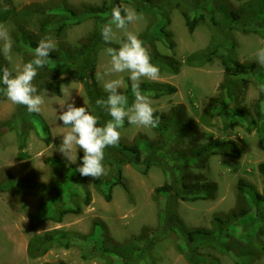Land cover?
Masks as SVG:
<instances>
[{"label": "rangeland", "instance_id": "rangeland-1", "mask_svg": "<svg viewBox=\"0 0 264 264\" xmlns=\"http://www.w3.org/2000/svg\"><path fill=\"white\" fill-rule=\"evenodd\" d=\"M64 1L74 8L81 5L97 6L102 2V0H12L11 5H13L15 12H21L27 6L56 5ZM248 1L250 0H223L232 8H239ZM152 2L155 4L154 6L160 4L157 0ZM216 2L221 4L222 0H216ZM124 6L132 8L131 5L126 3L122 4V7ZM157 6L154 9L168 16L170 20L166 30L171 33L174 47L169 49L163 40L157 39L155 40L156 49L162 57L172 62L179 71L174 74L163 70L155 81L142 78L141 85L166 83L176 88L174 94L163 95L158 99L148 98L154 113L159 112L169 115L173 109L180 108L181 114L178 112V115L175 116V122L179 125L187 124L190 136L173 133L170 137L167 136L170 139V141H167L166 138H159L151 127H137L125 121L123 127L119 129L121 134L119 143L130 145L136 140L137 136L142 135L149 142H155L143 144V155L148 153L152 147H158L159 144L162 154H169L176 158L181 154H190L191 151L206 142L228 140L235 142L243 150L239 160L221 156L202 157L203 161L200 167L192 166L186 169L190 178H199L198 184L208 182L214 185L212 188L215 190L213 199L194 202L178 201L177 204V213L185 228L213 230L216 227L215 219L225 220L232 212H237L242 206L243 199L237 190L239 181L251 185L257 193L262 194L264 178L258 173L257 166L264 163V149L260 148V137L255 131L249 133L245 126L241 125L228 127L231 120H237L233 115H226L223 118L216 117L211 121L209 127L201 123L200 117L205 109L215 105L223 72L219 59H214L210 63L197 67L188 66L186 58L197 52L205 51L214 36V32L206 23H200L190 34L176 9L168 5L161 8ZM190 6L193 9L196 8L195 3H191ZM0 11L2 10L0 9ZM149 19L148 15L143 14V19L129 24L127 31H131L139 37L148 26ZM35 21V18L24 17V13L21 12L16 18L0 22L8 28L13 44L11 62L0 56V70L7 67L14 72L17 67L22 68V59L15 51L13 39L16 36L17 25H22L29 31H36ZM260 21L264 22V18ZM162 24L163 20L157 21L152 32L155 33ZM91 31V23L89 21L83 22L69 28L65 32L62 42L74 46ZM116 31L118 38L123 39L124 32L121 30ZM228 37H230V40L227 41V47L223 46L225 47L223 52L230 53L232 57L241 63L254 62L258 64L256 53L258 49L264 48L262 38L255 34H241L232 31L224 34L220 39L226 40ZM48 38L55 44L58 43L53 36H48ZM109 46L119 47L117 43ZM106 48V46L102 47L96 53L95 80L98 90L102 93L105 92L102 83L97 81L96 75L109 64L110 57L105 52ZM128 76L129 74L125 72L114 74L111 77L122 80L121 92L131 86ZM243 80L238 81V90L235 95L239 107L249 112L253 117L254 105L259 97L257 85L263 82L255 77H250L243 85ZM37 94L44 98L41 112L38 115L47 123L50 129L51 141L48 146L37 135L40 128L37 118L25 117L23 122H17L18 128L13 125L12 121L8 122L14 113L16 104L8 100L7 97L0 100V125L7 122V128L10 130L0 134V264H108L107 260L101 255L83 261L80 258L79 249L75 247L67 250L50 248L44 254H39L37 251L38 239L44 234L57 229L87 234L93 223H98L91 238L93 240L91 243H95L96 246L102 243L108 247H123L128 244L142 247V252L139 250L138 255L134 257L131 255L127 264H187L184 256L176 247L180 243L178 241L179 237L169 232L166 229L168 227L159 221L160 206L154 195V190L165 184L166 179H169L167 176L169 172L165 174L160 167L154 164L145 176L140 175L129 165H124L122 175L127 189L119 185L113 187L110 202H105L95 192L93 182L96 179L90 176L85 177L84 183L91 193L92 201L87 208H84L80 216L67 215L60 224L46 221L36 231L30 230V216L40 206L38 216L49 217L54 209L52 204L57 197L51 198L43 193L40 195L30 193L16 195L12 192H6L9 178L17 179L23 183L30 181L47 185L52 168H57V164L52 160L58 158L65 165L69 163L57 151L62 142V134L69 131V129L63 127L61 121L56 120V115L61 114V104L74 102L76 107H86L89 111V103L83 87L77 82L61 81L59 94L45 88L39 89ZM64 110H66V106ZM18 135L23 136L26 143L23 152L28 157L24 160H18L17 158L16 138ZM209 135H211L210 139L208 138ZM115 147L110 146L104 149L102 163L105 172L101 177L109 173L110 164L113 166L111 162L119 158L115 155ZM194 147L196 148L193 149ZM108 149L111 151L108 152ZM80 154L83 155L81 149H73V158L76 159V163H72L73 165H78L77 157ZM165 157L166 160L170 161L168 155H165ZM173 165L172 162H168V166L172 167ZM182 172H184V169ZM186 183L190 185L192 181L189 180ZM198 184L195 187H198ZM78 186L77 191H81L83 186ZM222 226L226 227L225 224ZM251 227L246 231V233L250 232L248 237L249 247L255 251L250 264H264V251L258 253V248H264V235H257V225ZM70 242L78 246L83 243L80 239H77L76 242ZM81 249L88 251L87 246H83ZM201 254L215 257L219 260V264H235L231 256L223 254L219 250L205 247L201 250Z\"/></svg>", "mask_w": 264, "mask_h": 264}, {"label": "trees", "instance_id": "trees-1", "mask_svg": "<svg viewBox=\"0 0 264 264\" xmlns=\"http://www.w3.org/2000/svg\"><path fill=\"white\" fill-rule=\"evenodd\" d=\"M153 0H102L100 5H81L78 8L69 6L66 1L56 5L43 4L35 6H27L21 10L24 17L35 18L37 25L36 31H29L22 25H17L16 36L13 39L15 51L20 55L22 63L25 64L33 59V53L38 42L45 37L53 36L58 43L56 50L50 54L49 60L45 67L38 69V74L33 80V85L39 89L45 88L53 90L59 94L61 81H73L80 83L89 103V113L98 119L97 126H103L111 117L96 105V100L106 98V93L98 90L95 80L96 70V53L106 45L101 36L102 26L110 20L111 9L116 6H122L123 3L129 4L138 13L148 15L149 24L145 31L138 37L143 45L147 48L151 63L168 73H178L179 69L166 58L162 57L157 51L155 40L161 39L169 49L174 47L172 36L166 27L169 25L168 16L155 10ZM159 8L171 6L176 9L184 21L187 31L191 34L200 23H206L214 32V36L207 49L197 52L186 58L188 66L201 67L206 63H210L214 59H219L222 68V82L219 85L218 98L215 105L205 109L201 115V123L210 126L211 121L216 117L223 118L226 115H233L237 120H231L228 124L230 128L235 125L245 126L247 132L259 134V146L264 149V67L258 64L241 63L230 53L223 52L227 47V41L230 37L220 39L224 34L235 31L241 34H255L264 40V22L260 19L264 18V0H250L245 2L239 8H232L226 2L217 4L216 0H160ZM191 3L196 4L193 9ZM12 0H0V22L7 19L16 18L21 12H15ZM159 17V19H158ZM163 20V24L156 32H152L157 21ZM89 21L92 25V31L83 40L77 42L76 45L70 46L66 42H62L65 32L74 26ZM220 39V41H219ZM225 46V47H223ZM230 51V50H229ZM1 68V67H0ZM2 75V72H0ZM250 77L262 80L263 83L258 84L259 97L255 102L253 117L249 112L239 107L235 92L238 90V81L244 79L242 84L247 82ZM4 86L0 83V100L6 98L3 91ZM141 91L149 98L158 99L163 95H171L176 92V88L166 83H147L141 85ZM129 99V106L134 100L131 92V86L121 92ZM177 109V110H176ZM176 110V111H175ZM181 114L180 108L173 109L169 115L156 112L154 116L159 117V123L151 129L159 138H166L167 141L173 133L190 136L189 126L187 124L179 125L175 122V116ZM37 118L39 121L38 137L48 146L51 141L50 129L47 123L37 114L30 113L23 105L16 104L14 113L9 119L17 126V122H23L24 118ZM233 117V118H234ZM252 117V118H251ZM8 123V124H9ZM18 127V126H17ZM19 128V127H18ZM7 122L0 125L1 132H9ZM16 137V136H15ZM24 137L18 135L16 145L18 149V160H24L28 157L23 152L26 143ZM211 138V135L208 136ZM155 143L149 142L144 136H137L136 140L130 145H122L118 143L115 147V155L119 158L110 164L109 173L96 179L93 182L95 192L99 194L105 202L112 200V189L119 185L127 189V185L122 175V167L129 165L140 175H147L150 167H160L168 176L165 184L155 188L154 195L160 206V222L167 226L169 232L179 237V244L176 245L178 251L184 256L187 264H219V260L213 256L201 254V250L205 247L213 250H219L221 253L231 256L235 264H250L255 251L250 249L248 237L250 232L246 231L252 226L257 225L258 236L264 235V188L262 194L257 193L254 188L239 181L237 190L242 196V206L237 212H232L225 220L215 219L213 230L200 228H185L177 213L178 201L194 202L199 200L208 201L213 199V184L199 183V178L192 179L186 169L189 167H200L202 157H226L232 160H239L243 150L239 148L235 142L220 141L206 142L199 147H194L190 154H181L173 158L169 154H162L161 148L152 147L148 153L143 155V144ZM111 150L108 149V152ZM112 155V156H115ZM165 155H168L166 160ZM82 156L78 155V165L72 163L64 164L58 158L52 161L57 164V168H52L51 175L47 185L37 182H21L17 179L9 178L6 192H12L16 195H27V193L45 196L51 198L57 197L53 212L47 218L39 217L38 210L30 216L29 228L36 231L46 221L55 224L62 223L67 215L80 216L84 208H87L92 201V196L88 187L85 185V176H81L76 170L81 165ZM168 162L174 164L168 166ZM177 166V167H176ZM184 169V172H182ZM258 173L264 178V163L257 166ZM186 173V176H185ZM192 184H187V181ZM198 184V187L195 185ZM83 189L77 191L79 186ZM86 187V188H85ZM93 223L87 234L77 231L54 230L46 233L38 239L37 251L44 254L50 248L70 249L75 247L79 249L80 258L83 261L89 260L95 256L101 255L107 260L108 264H127L128 259L138 255L139 250L142 252L141 246H133L132 244L123 247H113L101 245L96 246L91 240L95 226ZM222 226V225H224ZM252 228V227H251ZM80 239L83 243L78 246L71 244L70 241ZM153 237L151 238V240ZM87 246V250L81 247ZM90 246V248H89ZM93 247V248H92ZM97 250V251H96ZM264 251V248H258V253ZM257 253V254H258ZM33 255V253H31Z\"/></svg>", "mask_w": 264, "mask_h": 264}, {"label": "clouds", "instance_id": "clouds-1", "mask_svg": "<svg viewBox=\"0 0 264 264\" xmlns=\"http://www.w3.org/2000/svg\"><path fill=\"white\" fill-rule=\"evenodd\" d=\"M143 19L142 13L131 7L116 6L111 9L110 20L101 28V36L106 45L117 43L116 47H107L106 54L110 57L108 66L96 75L97 81L102 83L106 98L96 100L98 108L105 111L111 119L103 126L98 125L96 116L89 113L86 107H76L73 103L61 104V114L56 120L62 122L69 131L62 134V142L57 149L69 163H76L73 149L83 151L81 165L77 171L81 176L99 179L104 175V149L117 146L120 141L119 129L125 121L137 127H155L159 117L154 116V109L149 98L141 91L142 78L157 80L160 69L151 63V57L138 38V35L127 31V26ZM124 32V38L117 36V31ZM12 40L9 30L0 24V56L9 62L12 60ZM56 50V44L48 37L42 38L33 53V59L22 68L10 71L4 67L0 72V83L4 86L6 97L14 104L23 105L30 113H40L44 98L37 94V88L32 81L38 74V69L46 66L50 54ZM256 62L264 67V48L258 49ZM128 73L131 92L134 100L129 106V99L122 94L121 79L111 78L114 74ZM66 106V110H64Z\"/></svg>", "mask_w": 264, "mask_h": 264}]
</instances>
